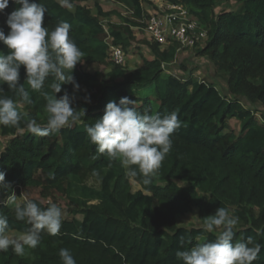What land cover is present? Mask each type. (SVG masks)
<instances>
[{
  "label": "trees",
  "instance_id": "1",
  "mask_svg": "<svg viewBox=\"0 0 264 264\" xmlns=\"http://www.w3.org/2000/svg\"><path fill=\"white\" fill-rule=\"evenodd\" d=\"M68 1L75 3L74 11L61 7L59 0H36L47 9L44 26L51 31L67 21L70 38L84 54L73 70L79 90L84 88L80 98L74 97L78 90L71 84H63L56 95L59 98L67 92L73 97L72 106L85 115L59 133L44 137L29 133V119L46 123L47 101L27 85L21 66L19 83H24L33 103L27 105L16 98L22 114L19 125L0 126V172L11 184L0 189V213L8 218V232L27 231L31 226L17 220L4 201L12 191L22 197L23 189L42 188L45 195L63 196L65 211L72 217L61 219L59 235L42 232L38 246L26 248L23 256L15 255L11 248L0 252V264H62L61 248L70 250L76 264H181L177 251L214 240L217 233L205 232L202 225L181 226L179 217L198 210L203 223L218 207L238 217L234 242L251 238L253 244L262 246L253 264H264V111L260 121L257 112L242 102L246 99L264 106V0H168L185 4L207 30L198 54L207 59L216 79L226 80L228 96L214 82L165 71L164 64L177 59V42L165 49L154 44L153 58H145L135 68L116 64L107 74L82 69L83 61L103 64L110 59L108 36L127 50L133 33L130 27L111 23L108 32L90 9L76 3L78 0ZM120 1L134 10L136 18H143L142 0ZM230 1L241 7L217 13L219 3ZM18 7L9 0L0 13L5 34L9 31L7 14ZM97 7L100 15L111 14L99 4ZM0 52H7L2 42ZM53 82L49 76L44 84L49 95H53ZM3 87L5 95H13L6 84ZM125 96L135 100L142 115L175 112L181 121L171 137V150L147 185L142 176L128 175L118 161L110 165L85 131L86 125L103 116L109 101L118 103ZM232 119L239 120V133L231 130ZM88 173L97 176V184L85 181ZM133 181L140 185L139 190H133ZM31 199L42 209L50 203Z\"/></svg>",
  "mask_w": 264,
  "mask_h": 264
},
{
  "label": "clouds",
  "instance_id": "2",
  "mask_svg": "<svg viewBox=\"0 0 264 264\" xmlns=\"http://www.w3.org/2000/svg\"><path fill=\"white\" fill-rule=\"evenodd\" d=\"M20 7L7 14L5 20L9 28L5 34L0 28V42L7 52H0V126L19 125L22 114L18 111L19 98L24 104L33 103L24 83L20 84V69L24 67L26 82L32 91L39 92L47 101L46 123L39 124L35 119L26 122L27 131L35 136L44 137L59 133L70 123L81 119L83 113L73 106V97L67 92L57 98L63 84H71L79 90L73 70L82 61L83 52L69 36L71 25L61 21L53 30L44 26L46 7L36 0H13ZM61 7L72 5L68 0H59ZM9 0H0V13L8 7ZM51 76L55 82L50 87L53 95L44 91L46 79ZM13 93L5 95L3 85ZM90 102V98H89ZM181 127L177 113L161 116L142 115L137 111L135 100L121 97L119 102L109 101L101 118L94 124L86 125L85 131L90 142L96 146L100 155L106 156L109 164L118 161L130 176H142L145 185L160 169L165 156L172 147V135ZM11 187L5 182V173L0 172V189ZM5 206L14 210L15 218L25 221L31 227L22 233L8 232V218L0 213V252L9 248L17 256H23L25 249H34L41 240V233L56 236L60 234L62 209L56 203L42 209L38 203L27 197H20L12 191ZM238 217L228 209L218 207L215 213L207 216L202 228L207 233H217L211 241L198 243L187 250L176 252L181 264H253L261 251L259 243L253 244L251 238L234 242V229ZM185 243L184 238L180 244ZM59 257L62 264H76L67 248H61Z\"/></svg>",
  "mask_w": 264,
  "mask_h": 264
},
{
  "label": "rangeland",
  "instance_id": "3",
  "mask_svg": "<svg viewBox=\"0 0 264 264\" xmlns=\"http://www.w3.org/2000/svg\"><path fill=\"white\" fill-rule=\"evenodd\" d=\"M72 5V10H75V3L68 1ZM75 2V1H74ZM91 10V12L98 16L103 22L106 30L109 32L108 23L115 24L116 26L130 27L131 32L133 33L132 45L127 48L126 51V61L120 66L125 68H135L144 64V59L153 58V53L151 51L154 44L158 43L151 35L148 30V25L152 17L158 16L164 19L168 24L170 19L168 16L171 14L175 15L173 22L180 23H196L198 25V30L202 29L198 18L192 14L189 8L183 4L179 3L177 7H173L171 2L168 0H142V6L144 9L143 18H136L134 10L127 5L125 2L120 0H87V1H76ZM100 5L104 12L111 13L109 16L100 15L98 12L97 5ZM171 4V5H170ZM241 7V4L230 1V2H221L217 5L216 11L221 12L223 10H238ZM132 19L138 22L140 25H132L126 19ZM107 40H113L110 36L107 37ZM173 43V42H171ZM163 43L159 44L162 49L167 48L170 44ZM203 45L198 43L193 47H183L180 45L178 56L175 62L170 64H164L165 71L168 73H175L178 76H188L192 75L195 79L208 82H214L218 89L223 93V95L228 96L227 91V82L224 78L218 76V80L214 76V69L211 67L209 62L205 57H202L198 54L199 49ZM116 64L111 60V58L106 63H100L96 61H83L81 67L84 70L95 72L101 70L103 73L107 74ZM118 65V64H117ZM217 80V81H216ZM84 91V88L75 92L74 97L80 98L81 93ZM140 94V93H139ZM243 104L248 108L254 109L257 113L258 120L262 121L260 114L264 111V106L261 104H252L246 99L242 100ZM231 130H234L236 133L240 132V122L237 119H232L230 121ZM4 142L6 143L7 138L3 137ZM85 181L89 184H97L98 178L94 174L88 173L85 177ZM141 187L140 185L133 181V190L137 191ZM23 197L29 199H39L43 203H49L56 199L57 205L62 209V218L72 217L65 211L66 200L60 194L45 195L42 188H33L30 190L23 189ZM20 197H18L19 199ZM79 218H82L81 215H78ZM61 218V219H62ZM178 224L186 227H194L203 225L201 219L199 218L198 210L189 212L183 216H180L178 219ZM9 233L16 234L20 233L17 231H11Z\"/></svg>",
  "mask_w": 264,
  "mask_h": 264
},
{
  "label": "built area",
  "instance_id": "4",
  "mask_svg": "<svg viewBox=\"0 0 264 264\" xmlns=\"http://www.w3.org/2000/svg\"><path fill=\"white\" fill-rule=\"evenodd\" d=\"M175 8L178 4L171 3ZM170 4V5H171ZM170 21L166 23L164 19L158 16L151 18L148 30L152 37L159 43L177 42L183 47H193L198 43L204 45L207 40V30L204 28L198 30L196 23L180 22L175 23V15L171 14L168 16ZM110 58L115 64H124L126 61V51L122 46L113 44L112 40L109 41Z\"/></svg>",
  "mask_w": 264,
  "mask_h": 264
}]
</instances>
